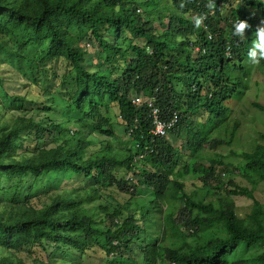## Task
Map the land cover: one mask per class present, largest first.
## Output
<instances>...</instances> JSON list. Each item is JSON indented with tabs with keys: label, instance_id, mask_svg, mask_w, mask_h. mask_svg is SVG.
<instances>
[{
	"label": "trees",
	"instance_id": "1",
	"mask_svg": "<svg viewBox=\"0 0 264 264\" xmlns=\"http://www.w3.org/2000/svg\"><path fill=\"white\" fill-rule=\"evenodd\" d=\"M221 10L220 0H0V64L18 70L40 95L53 87L69 117L65 130L49 116L14 112L17 104L26 112L38 102L11 93L0 68V264H85L81 257L97 249L105 264L113 255L136 264H264V202L254 195L264 182V131L251 150L224 153L219 144L205 151L220 140L198 127L204 111L201 116L224 121L217 130L234 141L239 120L230 127L226 118L235 95L249 88L234 73L249 76L242 63L252 40L242 43L233 29L219 26L209 38L194 26L197 17L213 25ZM77 30L100 46L105 60L97 68ZM192 39L205 51L193 50ZM59 64L65 66L60 74ZM138 96L153 98L163 120L179 113L171 133L195 152L203 200L186 190L178 169L182 150L153 134V107L135 104ZM55 132L60 142L38 145ZM95 132L107 138L104 150L94 148ZM118 134L131 139L126 155L112 151ZM29 138L35 144H26ZM228 164L251 187L235 177L221 180L217 170L225 174ZM47 178L54 180L43 184ZM64 180L68 186H60ZM219 191L216 200L207 197ZM139 193L148 203L134 206ZM238 194L253 198L245 218L231 198ZM156 209L160 239L151 233ZM57 251L80 258L57 257Z\"/></svg>",
	"mask_w": 264,
	"mask_h": 264
},
{
	"label": "rangeland",
	"instance_id": "2",
	"mask_svg": "<svg viewBox=\"0 0 264 264\" xmlns=\"http://www.w3.org/2000/svg\"><path fill=\"white\" fill-rule=\"evenodd\" d=\"M233 4L236 7H224L221 10V14H223L224 22L221 24V28H224L225 30L229 31L231 21L228 18L229 15H233L235 17V20L239 18L241 20L242 16H245V20L247 23L249 22V18H252V21L257 22L258 26L264 27V18L258 15V11L256 9H246L242 5V0L240 2L233 1ZM192 18V17H190ZM220 18V16H219ZM166 23L169 21L168 19L165 20ZM220 21V19H219ZM218 21V22H219ZM218 22L213 21V25L215 27H218ZM156 26L160 29L162 27L157 23ZM79 35L82 36V43L84 46L87 47L88 50L94 51V53H89V57L92 60L91 66L92 69L97 68L99 64H102L105 60L104 55L100 52V46L96 43H91L87 37H84V31L83 30H77ZM193 32V31H191ZM88 43H91L90 46H88ZM253 45V42L252 44ZM251 46L248 45V49ZM252 59H255L254 57ZM64 65H58L56 68V71L58 74L62 73L64 71ZM0 68L2 71V75L5 78L7 89L14 94H28L30 95V98H33L38 102V104H34L33 107L35 109L30 111H23L19 108L18 104L15 105L13 108L16 113H24L26 115H34L37 119H42L46 121V117L49 116L53 120L61 123L64 126L65 130H68V122L69 117L65 115L64 113V107L65 105L62 104L59 100L54 99V96L57 97L59 95L55 94L54 88L51 87V89L47 93H43L40 95L38 89L36 86H32L31 82L25 78L24 75H22L18 70L15 68H12L11 66L7 64H0ZM245 68L250 71V76L245 79V82L248 83L249 88H245L244 91L238 92L235 97V103L233 104L231 110L229 111V116L226 118L227 122L226 124H231L230 127L233 126L234 119L239 120V127H238V133L237 136L234 138V141H231L232 136L227 135V132H223L224 128H220V130H217V127L224 123V121L218 120L215 116L208 117L205 115L204 117L201 116V114H204V111H201L198 113V127L200 134L202 136L212 134L214 136V139L217 138L220 141L218 142H212V145H206L204 147L205 151L212 150L214 148V145L219 144L218 146H221L220 151H223L224 153L230 152V150H236L238 152L244 151V150H251L253 148V145L255 144L256 137L259 136L260 131H264V109L255 107L254 102H258L261 104H264V65L260 62L259 64H252L248 58L246 60ZM56 82V81H55ZM55 84V83H54ZM40 88V87H38ZM48 106L47 109L44 106ZM116 115V112L118 113L117 109L113 108L111 110ZM233 119V121H232ZM65 132L62 131V134ZM54 136V137H52ZM47 136L43 139H41L38 142L39 146H54L55 140H58L60 142L59 138L57 136H61L60 132H55L54 135ZM62 137V136H61ZM167 139L172 142L176 147L180 148L182 150L181 155V162H179V168L182 169L180 180L184 182L185 188L188 192H192L193 195L198 200H203L206 197V190L202 187V183L199 180V173H194V163L198 160L196 159V156H194L195 152L191 150V148L187 145L186 139H181L177 137V135L170 133L166 136ZM93 139V144L95 149H101L104 150L107 141L106 137L100 135V133H93L91 137ZM129 136L122 137L121 134H118L117 137L114 138V141H111L112 151L116 153H120L121 155H126L127 148H132V143L130 141ZM26 144H35L33 139H25ZM219 150V149H216ZM136 152H134L135 154ZM229 160H234V162H238L240 158L236 157H229ZM186 160V161H184ZM203 161L202 159L200 160ZM140 163V161H138ZM188 162V163H187ZM187 163V164H186ZM204 163L207 164L205 161ZM238 162L237 164H239ZM243 163V162H242ZM188 167V169L186 168ZM217 174H220L221 180L226 182L229 177L236 178V181L240 184H245L251 187L248 181L243 180L241 176L237 173V171L234 169L232 164H228L227 169L225 170V174L222 170H217ZM72 175V172L68 173L66 175V179L70 178ZM129 176L132 175V172L128 173ZM54 179L47 178L43 184L52 183ZM60 186H68V183L66 180L60 184ZM70 186V184H69ZM201 186V187H200ZM43 185L40 187V191L43 190ZM55 190H58L55 188ZM224 190V189H223ZM222 191V190H221ZM217 192L211 193L209 196H207L209 199L216 200L218 197ZM254 195L257 199L264 202V182H262L258 189L254 191ZM147 195L144 193H139L135 198H133V205L138 206L140 202L142 203H148L147 200H145ZM120 198L122 200L126 199L127 196L121 195ZM235 203L236 211L240 217L245 218L248 216L253 207V198L248 197L243 194L233 195L231 197ZM87 206V203L85 204ZM91 207V206H88ZM161 224H162V212L159 209H156L154 211V223L152 226V234H154L156 237H159V239L162 236V230H161ZM187 241L190 243L195 242L193 237H188ZM206 242V241H204ZM264 247V246H263ZM261 250L262 247L256 246L255 250ZM34 252L39 256H46L45 252L42 251L40 248H35ZM92 255L83 256L81 257L82 263L85 264H105L106 259L102 256L103 252L99 249H97L94 252H91ZM55 256H66L71 258H80L79 254L74 251H69L66 253H62L60 251H57ZM127 256H129V253H126ZM110 263L112 264H136L134 261H122L118 258V256H112Z\"/></svg>",
	"mask_w": 264,
	"mask_h": 264
},
{
	"label": "clouds",
	"instance_id": "3",
	"mask_svg": "<svg viewBox=\"0 0 264 264\" xmlns=\"http://www.w3.org/2000/svg\"><path fill=\"white\" fill-rule=\"evenodd\" d=\"M233 1L235 2H240L241 0H220V4L222 5V8L224 7H236L233 4ZM252 1V2H251ZM255 2V3H253ZM242 5L244 6V8L246 9H256L258 11V15L261 16L262 18H264V0H242ZM211 7V5H209ZM181 7H183V5H181ZM228 18L230 19L231 23H233V27H230V29L232 30V34L235 36H238V38L243 39L244 41L242 43H246L249 40H252V42L250 43V48L248 49V53L244 54L243 58V66L245 67L246 65V60L248 58V60L252 63V64H259L261 62V60H264V27L262 26H258L257 22L254 23V21H252V18H249V22L247 23V21L245 20V16H242L241 20H239V18L237 20H235V17L233 15H229ZM203 17H197L194 21V26L196 28H202V31H204V34L209 37L212 38L215 34L213 31V28H217L214 25H210L209 22L207 23H202ZM224 22V18H223V14H222V19L218 22V26L220 29L225 30L224 28H221V24ZM202 23V24H201ZM193 31V32H191ZM227 31V30H225ZM208 33V34H207ZM214 34V35H213ZM195 35V30L190 28V33H189V37L193 38ZM193 42V50H195L196 52L198 51H205L201 46H199V43H196L195 39H192ZM227 55H229L230 57L232 56V47L231 44L228 42V48H227ZM255 59H252V58ZM236 66H240L241 62L236 61ZM246 69V68H245ZM247 70V69H246ZM248 71V70H247ZM241 75L245 79H247L250 76V71H248L249 76L245 77L242 72L236 70L234 75ZM144 98H150L153 100L154 99L151 97H144ZM143 104H148V103H143ZM153 112V110H152ZM152 112L150 113L152 116ZM174 118H176L177 120L175 121V123L168 129L167 133L164 135H158L155 134L153 132L154 130V123H153V127H152V132L153 134H155L156 136H167L171 133L172 128L175 126V124L177 123V121L179 120V113L175 112L173 118L170 120L172 121ZM153 120V117H152ZM168 120V121H170Z\"/></svg>",
	"mask_w": 264,
	"mask_h": 264
},
{
	"label": "built area",
	"instance_id": "4",
	"mask_svg": "<svg viewBox=\"0 0 264 264\" xmlns=\"http://www.w3.org/2000/svg\"><path fill=\"white\" fill-rule=\"evenodd\" d=\"M135 104H143L148 103L149 106L153 107L152 117H153V123H154V130L153 132L158 135H164L167 133L168 129L175 123L177 120L174 118L172 121H166L159 117V109L157 107H154V102L150 98H144V97H135L133 100Z\"/></svg>",
	"mask_w": 264,
	"mask_h": 264
}]
</instances>
